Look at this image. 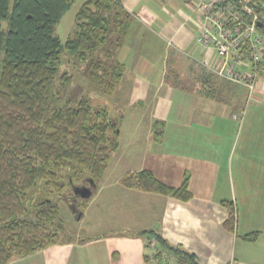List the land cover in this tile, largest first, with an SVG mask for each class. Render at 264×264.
Here are the masks:
<instances>
[{
	"label": "crops",
	"instance_id": "0c3cea01",
	"mask_svg": "<svg viewBox=\"0 0 264 264\" xmlns=\"http://www.w3.org/2000/svg\"><path fill=\"white\" fill-rule=\"evenodd\" d=\"M121 1L134 20L117 50L127 81L119 83L115 103L129 106L135 126L125 132L120 128V146L81 216L91 210L97 219L116 215V228L8 264H179L167 253L156 255L154 239L129 235L144 229L158 230L170 243L194 252L202 264H264L251 261L264 260V128L245 123L237 128L235 118L245 103H252L246 117L264 114V82L249 98L246 88L208 67L213 51L196 41L201 0ZM156 121L163 123L159 135ZM143 169L174 186L189 174L192 198L182 201L121 184L124 174ZM224 200L236 207L235 232L224 225L229 215ZM254 230L261 232L255 242L237 236Z\"/></svg>",
	"mask_w": 264,
	"mask_h": 264
},
{
	"label": "trees",
	"instance_id": "16d2710c",
	"mask_svg": "<svg viewBox=\"0 0 264 264\" xmlns=\"http://www.w3.org/2000/svg\"><path fill=\"white\" fill-rule=\"evenodd\" d=\"M75 2L0 0V264L65 241L93 239L69 234L70 220L83 216L92 198L82 199L74 187L89 180L97 187L120 146L123 115H112L107 105H93L84 94L63 97L60 87L71 84L74 75L60 72L59 65L64 49L75 65L92 58L85 68L87 79L98 93L112 96L125 73L117 50L134 18L121 0H86L76 13L75 31L63 42L58 25ZM250 4L260 11L264 0ZM104 45L107 52L95 56ZM250 50L245 41L241 52L247 56ZM260 73L264 75V57ZM162 124H154L158 135ZM120 182L182 201L192 198L189 174L178 186L149 169L127 172ZM222 204L229 210L224 225L235 232L236 207L233 201ZM260 234L254 230L237 236L255 242ZM129 235L154 239L156 255L167 253L179 264H202L194 252L170 243L156 229Z\"/></svg>",
	"mask_w": 264,
	"mask_h": 264
},
{
	"label": "built area",
	"instance_id": "2783aa9c",
	"mask_svg": "<svg viewBox=\"0 0 264 264\" xmlns=\"http://www.w3.org/2000/svg\"><path fill=\"white\" fill-rule=\"evenodd\" d=\"M201 0L198 4L199 35L197 44L213 51L208 67L219 76L244 86L252 98L264 75L260 64L264 57V4L255 10L252 0ZM247 15V16H246ZM251 47L246 56L244 42Z\"/></svg>",
	"mask_w": 264,
	"mask_h": 264
},
{
	"label": "rangeland",
	"instance_id": "374dc122",
	"mask_svg": "<svg viewBox=\"0 0 264 264\" xmlns=\"http://www.w3.org/2000/svg\"><path fill=\"white\" fill-rule=\"evenodd\" d=\"M85 0H76V2L73 4V6L65 13V15L63 16L60 24L58 25V33L61 37V39L64 41H66V39L68 38L69 35L73 34V32L75 31V15L78 11V9L80 8L81 4L84 2ZM143 44H141L142 46ZM101 50H98L95 54V56L100 55V53L107 52V45H104L102 47H100ZM140 49V48H139ZM143 53V52H142ZM102 55V54H101ZM100 55V56H101ZM147 56V54H145ZM72 57V55L69 53V51L67 49H64L61 57H60V72H64V71H68L70 73H72L74 75L73 81L71 84H69L67 87H60V91L62 92V96L66 97V96H70L71 94H75V95H87L91 98L92 104L93 105H107L111 111L112 115L117 114V116H119V114L121 115H125L126 113V119L122 116V124H120V128H122V131L125 132V130L127 128H134V116L129 115L128 111H129V106L127 104L125 105H121L118 102L115 103V101H117V95L116 93H114L112 96H106V95H102V93H98L97 92V86H95L94 84H92L88 79H87V74H86V70L85 68L87 67L89 60H91L92 58H88V60L86 62H82L78 65H75L71 62L70 58ZM183 66V63H182ZM180 65V68L182 67ZM183 69V67H182ZM128 72V71H127ZM125 74L127 75L126 71ZM127 76L123 77V79L119 82L122 84V86L125 85L127 79H125ZM120 85V84H119ZM252 104V103H251ZM250 104V105H251ZM117 105H121V106H125V107H121V109H123V111H117L118 106ZM249 104L246 105V109L242 111H240V113H236V123H237V128H245L244 123L248 124L250 127L252 128H264V114L259 113L258 115H255L254 117L248 116L246 117L247 114V110H249ZM250 118V121H249ZM257 118H260L261 121L258 122ZM245 119H247L245 121ZM243 126V127H242ZM125 134V133H124ZM86 185H89L88 183H85ZM100 201L101 199H99V201H97L93 206L92 209L94 211L99 210V205H100ZM77 209V208H76ZM73 211V210H72ZM78 209H77V213H78ZM108 212L111 214L113 212H110V210H108ZM107 212V213H108ZM67 213V212H66ZM108 213V214H109ZM126 216H129V212L125 213ZM115 217L113 220L109 219L107 220V216L106 213L105 215H102V217H100L99 219H97L96 215H93V211H90V214L86 216V218L81 219V214L78 216L77 214L74 215L72 217V219L70 220L69 224H70V229L69 231L71 233L69 234H73L74 237H78V236H85L88 234H91L93 232L95 233H99L102 232L104 230H108V229H114L116 228L117 225V218L116 215L113 216ZM109 231V230H108ZM111 232H114L116 230H110ZM239 245H238V249H239ZM259 248H261V245L259 246ZM263 248V247H262ZM254 252V251H253ZM252 252V254H253ZM262 253V252H261ZM237 254L239 255V251L237 250ZM251 254V255H252ZM255 254V253H254ZM264 254V253H262ZM239 257V256H237ZM254 258V257H252ZM255 259V258H254ZM251 261H258L260 263H264V260H253L251 259ZM255 263V262H254Z\"/></svg>",
	"mask_w": 264,
	"mask_h": 264
},
{
	"label": "water",
	"instance_id": "95a60500",
	"mask_svg": "<svg viewBox=\"0 0 264 264\" xmlns=\"http://www.w3.org/2000/svg\"><path fill=\"white\" fill-rule=\"evenodd\" d=\"M96 184L93 180H89V185H77L74 187V193L82 199H89L93 195V189Z\"/></svg>",
	"mask_w": 264,
	"mask_h": 264
}]
</instances>
